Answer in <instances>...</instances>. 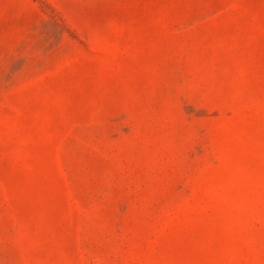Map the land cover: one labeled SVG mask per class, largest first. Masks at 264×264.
Wrapping results in <instances>:
<instances>
[{
    "label": "rangeland",
    "instance_id": "rangeland-1",
    "mask_svg": "<svg viewBox=\"0 0 264 264\" xmlns=\"http://www.w3.org/2000/svg\"><path fill=\"white\" fill-rule=\"evenodd\" d=\"M0 264H264V0H0Z\"/></svg>",
    "mask_w": 264,
    "mask_h": 264
}]
</instances>
